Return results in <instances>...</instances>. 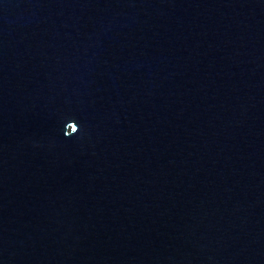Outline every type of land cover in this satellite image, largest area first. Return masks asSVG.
Instances as JSON below:
<instances>
[{
    "label": "water",
    "instance_id": "water-1",
    "mask_svg": "<svg viewBox=\"0 0 264 264\" xmlns=\"http://www.w3.org/2000/svg\"><path fill=\"white\" fill-rule=\"evenodd\" d=\"M0 264H264V0H0Z\"/></svg>",
    "mask_w": 264,
    "mask_h": 264
}]
</instances>
